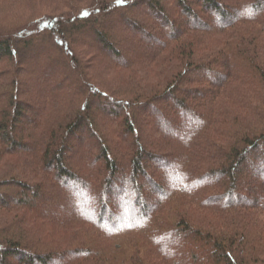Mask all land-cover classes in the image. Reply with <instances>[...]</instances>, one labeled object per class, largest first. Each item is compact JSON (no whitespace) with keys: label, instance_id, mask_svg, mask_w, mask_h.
I'll use <instances>...</instances> for the list:
<instances>
[{"label":"trees","instance_id":"16d2710c","mask_svg":"<svg viewBox=\"0 0 264 264\" xmlns=\"http://www.w3.org/2000/svg\"><path fill=\"white\" fill-rule=\"evenodd\" d=\"M56 1L69 10L0 23V160H17L0 172V264H264V0ZM113 17L119 40L102 26ZM75 37L100 45L121 88L94 81ZM36 60L75 86L25 98L16 68ZM138 114L171 138L144 141Z\"/></svg>","mask_w":264,"mask_h":264},{"label":"rangeland","instance_id":"374dc122","mask_svg":"<svg viewBox=\"0 0 264 264\" xmlns=\"http://www.w3.org/2000/svg\"><path fill=\"white\" fill-rule=\"evenodd\" d=\"M80 1V0H79ZM91 1V0H82V4H88L87 2ZM95 1V0H93ZM66 2H51V0H0V23H13V22H18V21H25L28 19H36V18H43V17H53V16H58L61 15V13L68 11L69 9H67V5H64ZM131 13L138 15L142 18H148V14L144 11L143 8H139V9H131L130 10ZM204 15V14H203ZM183 18V16H180ZM115 17L111 18V19H103V28L104 31L108 32L112 38L119 40L124 34H126L128 32V30H125L120 24L117 23V21L114 20ZM150 19H152L151 17H149ZM210 18V17H209ZM209 24H211V18L208 19L206 18ZM157 29L159 32H161L162 34H164V31L161 27L157 26ZM103 30V29H102ZM133 35H135L136 37H138L137 33L133 31L132 33ZM165 35V34H164ZM137 39H140L139 37ZM164 40V39H163ZM75 41L77 43L76 46V51L79 52V55L82 59L87 60L88 64H89V69H90V76L94 79V81L96 80V82H98V84L100 83V81H102L104 88L108 86H110V84L114 87V88H121V86H123L122 83H118V82H113L111 81V77H113L115 75V73H117L115 70H110V72H107L109 70H107V68L105 69L104 67L101 68L100 63H99V57H95L92 56V52H100L104 55V57H106L108 60H112L110 57L108 58V56L106 55V53L103 51V49L100 47L99 44L95 43L92 38H80V37H75ZM138 43V44H137ZM150 45L148 46V50L150 51L151 49H155L157 47V44L159 43H149ZM129 45V44H128ZM127 45V46H128ZM146 44L140 42V40L138 42H134V44H132V46H129V48L131 47V50L126 49V47L124 45H119L118 48L120 50V52L124 55V59H130L133 58V56H137V53H135L136 51H138L140 48L144 49V46ZM84 46L87 47V49L84 48ZM19 47V46H17ZM21 45H20V49H21ZM18 48V49H19ZM89 49V50H88ZM46 53H49L50 48H46ZM34 51L36 52L37 49H34ZM39 51V50H38ZM146 51V50H145ZM149 51H146V54L149 53ZM45 52V51H44ZM148 52V53H147ZM28 53V52H27ZM55 55L53 57V60H64L65 57L62 56L60 53L57 54L56 51L54 52ZM107 60V61H108ZM52 66V67H51ZM1 67V65H0ZM53 63L49 64H43V61L41 60H36V61H25L22 62L21 65L19 67L16 68V72L18 74V78L20 81V85H21V91L22 93H24L25 98H29L30 101H42L43 100V92L41 89H48L50 92H52V94H56L57 90L55 88V82L60 83L64 88H69V87H73L75 86V84H72L71 82H66L63 81L61 79H59V76H52L53 74H55V71L53 69ZM31 69V70H36V69H46L47 73L44 76H33V75H29L27 72V69ZM122 73V72H121ZM120 75H123L120 74ZM205 76H208V78H210V76L208 74H205ZM100 77V78H99ZM111 87V86H110ZM22 96V95H21ZM163 108H169V104H164L162 105ZM39 108V106L37 107ZM90 109L92 111H95L96 113H98L99 115H103L105 116V113L102 109H99L95 104L91 105ZM28 115L32 116L33 121H37V119L40 116L39 113V109H37L36 111H29ZM147 115L144 114H138L136 117L137 119H140L142 124L141 127H139L137 129V133L140 134V136L143 138L144 141L149 140V136L152 135H156L157 137H161L165 140H168L171 138V129L167 128V130H164V128L159 127L158 125L157 130H159L158 133H156L153 121L148 117H146ZM100 120H106L104 117L100 118ZM181 119L180 118H176V121L179 122ZM197 121L194 120L193 122H191V124H195ZM181 123V122H180ZM26 121L25 120H21L19 123L16 124V129H15V133L17 134L18 132L26 129ZM176 129L178 130H183L185 129L184 126H180L177 127ZM83 144L85 145H89V140L87 139H83ZM81 147H77L76 145L73 146L71 148V150H76L77 152H79L80 155H74V159H76L77 161H82V163L85 165V157L82 156L81 154ZM91 148L93 149L94 147L91 146ZM70 150V149H68ZM115 154V153H114ZM65 156L66 158H71L72 157V153H68L65 152ZM116 157L119 159V156L116 155ZM17 162V160L14 158V160H9L4 161V160H0V172H2L3 170H7L10 168V166L14 163ZM20 166V163H19ZM177 169V165H171L170 170H175ZM81 178L83 179H89V175L85 172L81 175ZM253 183H256L257 181H259V179H252ZM169 183H171V179L168 180ZM59 187H62L64 192H73L74 190L71 189L68 186H63L61 184L58 183ZM194 186H199L198 183H196L195 181H193V187ZM75 192V199L79 198V199H83L86 198V195L84 193H78V191H74ZM27 197H29V195H26ZM85 200H87L86 202L89 204V206H91V204L89 203V198H86ZM59 202V201H58ZM150 202V201H149ZM152 202V201H151ZM47 203H49V201H47ZM58 203H53V207H55ZM73 206L72 204L69 207H66V214H69L71 212H73V208L71 207ZM40 207V206H38ZM51 212L56 213L55 210L51 209ZM119 212V211H118ZM57 216H59L58 213H56ZM123 222L122 216L118 218V220L116 221V227H120L121 223ZM100 225L105 228V230L107 232L111 231V228L105 223V222H100Z\"/></svg>","mask_w":264,"mask_h":264}]
</instances>
